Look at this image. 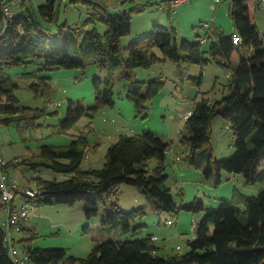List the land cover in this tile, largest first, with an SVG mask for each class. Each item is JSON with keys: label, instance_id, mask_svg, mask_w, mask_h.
<instances>
[{"label": "trees", "instance_id": "obj_1", "mask_svg": "<svg viewBox=\"0 0 264 264\" xmlns=\"http://www.w3.org/2000/svg\"><path fill=\"white\" fill-rule=\"evenodd\" d=\"M84 1L88 17L68 24L57 20L56 0L38 6L34 0H0V122H16L24 130L39 126L42 117L57 113L20 103L16 94L19 84L8 70L14 66L25 67L22 75L32 79L29 88L36 96L49 95L51 90V77L41 75L42 69H81L86 76V69L96 66L105 72L104 77L94 79V105L70 101L62 127L67 130L83 116L96 115L100 109L115 105L116 79L125 80L127 97L139 114L148 116L150 102L162 91L166 80L163 75L151 81L140 80L138 67L150 68L169 59L178 64L181 73L183 61L203 67L219 57V63L229 71L225 93L219 99L203 95L197 100L180 137L189 148L184 160L197 168L206 166L207 175L216 173L219 181L227 171L243 173L248 183H264V34L259 32L253 13L254 7L262 5L260 0H232L234 31L228 35L213 27L205 37L208 49L203 46L204 38H184L179 44L175 28L160 23L124 46L122 39L132 32V11L136 7L112 12L102 0ZM7 5L13 7V16L6 20L3 9ZM98 24L104 25L105 32L99 31ZM235 35H240L242 42L236 43ZM236 53L237 64L233 58ZM198 81L201 84L202 77ZM217 116L226 119L235 133L236 150L229 158L214 157L212 121ZM91 146L88 133L81 130L68 144L42 145L38 153L7 161V166L40 171L46 168L64 175L62 180L42 175L35 178L40 191L32 202L37 205L85 200L86 215L93 218L99 215L100 198H105L103 224L124 233H138L146 225L139 220L148 213L146 206L131 210L121 206L118 197L126 184L141 188L155 211L176 214L185 208L202 213L203 218L193 226L194 237L187 240L189 248L164 256L155 235L148 234L126 241L102 240L88 256L76 257L68 256L64 247L42 248L30 242L22 245L29 258L27 264H264V187L252 196L235 187L232 198L223 199L219 207L207 206L199 197L189 204L178 203L168 184L169 140L154 131L121 134L99 168L82 166ZM154 159L156 164L151 165ZM0 207H4L2 203ZM26 221L21 223L20 231L29 230L33 236H14L16 245L39 237ZM10 245L0 225V264H15Z\"/></svg>", "mask_w": 264, "mask_h": 264}, {"label": "rangeland", "instance_id": "obj_2", "mask_svg": "<svg viewBox=\"0 0 264 264\" xmlns=\"http://www.w3.org/2000/svg\"><path fill=\"white\" fill-rule=\"evenodd\" d=\"M47 0H34L36 6ZM106 2L112 12L131 9L133 12L132 32L122 39L124 46L137 37L146 35L155 24H163L175 28V35L180 44L185 38L197 41L207 37V33L217 26L230 35L234 31L233 20L230 15L232 0H191L181 5L177 13L170 14L169 0H102ZM254 2V0L252 1ZM257 2V1H256ZM57 20L75 24L88 17V9L84 0H56ZM138 7V8H137ZM13 8V7H12ZM18 11V7L14 6ZM254 20L257 22L259 32L264 34V4L254 7ZM101 33L105 27L98 24ZM212 33V31H211ZM203 46L208 49L209 42L204 41ZM156 52L163 56L159 49ZM206 56L211 58L209 52ZM239 55H234V63H238ZM221 58L208 61L203 67L198 64L182 63V71L178 64L167 59L158 61L150 68H136L137 78L151 81L163 75L166 83L162 91L150 102L149 115L139 114L135 103L127 97L125 80L115 81L114 106L100 109L96 115H85L73 127L63 130V120L68 115L71 100L81 101L86 106L97 102L94 79L96 76L104 77L105 72L96 66L86 69L83 76L81 69H42L41 75L50 76L51 90L49 95L36 96L29 88L32 79L22 75L24 66L9 68L10 74L19 84L16 94L20 103L33 108L46 107L48 114L39 120V126L32 128H19L16 122H0L1 153L5 161L14 160L23 156L33 155L40 151L45 144H68L75 134L85 128L92 146L87 151L83 167H102L109 147L117 141L121 134H135L144 131H154L163 139L171 142L168 150L169 174L168 184L173 188L178 203L187 204L195 197L202 198L207 206L219 207L223 199H231L235 187L246 194L257 195L264 187V183L257 181L248 183L243 173L223 171L221 180L216 173L208 176L206 166L197 168L184 160L188 153V145L180 141L182 130L185 127V113L191 111L203 95L213 100L219 99L225 93V83L228 81L229 71L219 63ZM203 71V73H202ZM202 77L201 84L198 79ZM213 122L212 144L214 157L223 159L231 157L236 147L234 134L228 121L217 116ZM98 142V143H97ZM181 160H175L177 155ZM156 160L151 161L155 165ZM23 168L12 169V175L22 179ZM44 176L51 179H65L63 174L55 173L49 169H42ZM105 198H100L99 215L89 218L84 206L85 200L76 203H41L35 206L28 219V227L34 229L39 237L18 242L22 245L32 243L42 248L64 247L68 256L86 257L99 241L114 240L126 241L154 234L156 242L162 246L161 254L166 256L174 251H186L189 246L187 240L194 237L193 227L203 218L202 213L192 212L185 208L178 213L155 211L147 195L141 188L123 185L118 201L125 210L146 206V215L138 233H124L121 229H109L103 224ZM19 198H17V202ZM6 217V210L0 207V225ZM172 219L173 223H168ZM17 238L33 236L31 231H15ZM181 248L178 249V246Z\"/></svg>", "mask_w": 264, "mask_h": 264}, {"label": "built area", "instance_id": "obj_3", "mask_svg": "<svg viewBox=\"0 0 264 264\" xmlns=\"http://www.w3.org/2000/svg\"><path fill=\"white\" fill-rule=\"evenodd\" d=\"M189 1L190 0H172L170 3L171 12L176 13L181 5ZM260 2L264 4V0H260ZM3 12L6 20L13 16L12 8L8 5L4 7ZM203 40L205 41L206 38ZM234 41L236 43L242 42V37L240 35H235ZM190 114L191 111L185 113V119H187ZM85 129L86 132L89 130V128ZM181 159L182 157L179 154L175 157V160ZM10 170L11 167L7 166V161H5L2 156L0 143V203L3 204L6 210V217L3 220L2 226L7 232V240L11 244L10 250L13 262L15 264H27L29 259L27 253L14 243L13 238L14 232L20 230L21 223L30 218L37 205L32 202V198L40 191L35 178L40 176L41 172L37 169L29 170L24 168L22 170L23 180H21L18 176L12 175ZM18 197H21V199L17 202ZM168 223H173V220L169 219ZM179 248H181L180 245L178 246V249Z\"/></svg>", "mask_w": 264, "mask_h": 264}, {"label": "crops", "instance_id": "obj_4", "mask_svg": "<svg viewBox=\"0 0 264 264\" xmlns=\"http://www.w3.org/2000/svg\"><path fill=\"white\" fill-rule=\"evenodd\" d=\"M170 2V1H169ZM169 5H170V3H169ZM98 143V142H97ZM40 171V170H39ZM41 172V175L43 176V177H45L44 176V173L42 172V171H40ZM45 178H47V177H45ZM26 225H28V220L26 221Z\"/></svg>", "mask_w": 264, "mask_h": 264}]
</instances>
